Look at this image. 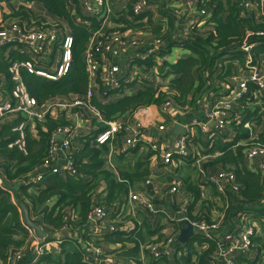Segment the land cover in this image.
Returning a JSON list of instances; mask_svg holds the SVG:
<instances>
[{
    "label": "trees",
    "instance_id": "1",
    "mask_svg": "<svg viewBox=\"0 0 264 264\" xmlns=\"http://www.w3.org/2000/svg\"><path fill=\"white\" fill-rule=\"evenodd\" d=\"M24 4H38L46 11L51 20L57 22L56 27L62 28L66 33L63 24H67L69 36L72 38L71 62L68 71L62 77L56 80H50L38 77L26 70L21 71V78L28 93L34 98L39 107L48 102H65L76 98L84 97L89 91V78L85 64V51L89 41L92 38V32L85 26L74 23L71 17L66 0H22ZM242 1L233 0L227 8L223 3H219L215 8L212 18L200 30L195 31L192 35L183 39H178L174 44L181 45L189 53L188 57L179 59L176 63H164L158 67V76L163 78L169 77L174 95L169 96L167 91L160 87L153 88L149 85H142L136 93L129 94L132 89L139 86L138 83H123L119 90L108 92L107 99L111 98L109 103H100L93 99L92 104L101 114L105 122H118L124 115H131L142 107L160 106L168 99H173L180 108L195 107L197 108V99L207 93L212 86L218 82H223L227 77L235 74L233 58L231 55L232 48L241 45L246 31L258 33L264 32V22L258 20L252 13H246L243 9ZM76 2V1H75ZM79 5V4H78ZM27 7H20L13 11V17L26 19L28 13L37 25L47 26L43 21L33 14V10L27 12ZM91 29L96 30L100 27L97 19H91ZM44 28V27H42ZM257 46L253 50L256 61L261 54H264V36H253L251 38ZM7 46L0 49V77L6 78L7 90H10L12 83L9 73V60L23 59L24 56L18 52L9 50ZM9 55V59L8 56ZM234 57L235 53L232 54ZM242 58V55L239 56ZM221 69V70H220ZM219 70L221 72H219ZM251 92L255 88L249 89ZM121 96L120 98H116ZM189 96L191 97L189 99ZM235 112L243 117L242 124H233L237 132V138L234 143L245 140L248 137V131L243 127L244 123H252V127L261 131L259 139L256 141L264 142V103L259 106L255 101L250 102L249 97L237 102ZM47 118L46 129L44 131L39 127V137L35 138L28 131L30 123L25 125L23 149L12 146L18 139L19 133L14 129L18 127L23 119L11 124L0 125V173L4 177L5 186H0V264H8L11 252L24 249L28 239L27 228H24L22 222V213L18 205L14 202L12 193L7 189L24 178L31 176L35 169L38 168L45 158L48 150L49 140L56 123ZM101 126L99 127V125ZM97 131L91 134L79 136L72 146L71 154L73 157V168L75 174L65 173L46 175L44 179L31 185H24L21 190L19 200L28 209L33 222L38 223L41 228L49 233V241L55 240V233L70 226L74 233L82 232L84 239L97 241L98 244L114 246L120 244L119 250H114L115 264H143L141 260V247L150 244L154 232L151 230L147 214L141 213L146 217L141 225L136 226L130 232L116 231L107 233L100 239H92L90 229H88L87 218L91 212L94 202V191L100 186L101 182L107 184L104 190L103 199L98 198L99 203L103 202L108 207L121 206L122 212L127 211L124 206L129 188L144 180L147 176V167L144 163L137 164L132 169L128 162V156L146 146L139 142L136 147L130 149L127 155L115 156L118 164L114 162L115 173L109 171L105 166L104 155L109 152V142L104 145L96 143V135L103 132L107 126L100 123ZM124 124V123H122ZM119 139V135H117ZM226 145V147H230ZM12 146V147H11ZM226 150V148H224ZM127 156V157H126ZM115 159V160H116ZM234 164L236 166L237 181L240 182V196L245 202H251L257 206L264 192L260 175L246 170L243 164V147H239L236 154L223 152L220 160ZM30 187H35L37 194L32 196L28 193ZM134 189V188H133ZM194 198V205L201 199L200 188L197 184L188 186ZM28 200V202L26 201ZM52 208L48 204L55 202ZM245 202V203H246ZM256 210V209H255ZM252 222L258 221L264 228V207L255 212ZM249 215V214H248ZM209 218V213H206ZM205 217V221L211 222ZM197 218L195 220H201ZM146 232V234L144 233ZM89 239V240H90ZM100 240V241H98ZM74 241H67L71 243ZM65 241L61 246H64ZM255 245L252 250L256 252V258L249 261L244 256L236 257L238 264H264V237L258 235L253 239ZM207 246L206 249L199 253L196 247ZM131 246V247H130ZM216 250V243L204 239L202 236H195L184 245L178 244V253L174 258L175 264H210V257ZM31 251L26 250L25 254ZM180 252H187L186 256L177 259ZM193 256H197V261L193 263ZM85 253L80 245L73 250L61 248L60 252H46L38 259L34 254L23 264H89L85 261ZM147 264H170L168 258L159 261L147 258Z\"/></svg>",
    "mask_w": 264,
    "mask_h": 264
},
{
    "label": "crops",
    "instance_id": "2",
    "mask_svg": "<svg viewBox=\"0 0 264 264\" xmlns=\"http://www.w3.org/2000/svg\"><path fill=\"white\" fill-rule=\"evenodd\" d=\"M66 1L74 23L85 26L92 32V38L89 41L87 47L89 45L95 46L98 42L102 41L103 37L108 33L123 35L124 40L128 41V44L125 46H121L120 48L115 47L114 51L109 55L97 54L94 56L99 64V70L95 77V82L91 85V87H89V90H92L94 99L103 104L109 103L112 98L110 97L107 99V84L109 83L108 79L110 69L117 66L121 72L120 74H117V76H121V80H126L130 77L139 78V76L145 75L141 68V65L144 64L142 58L149 53V50H154L155 62L150 63L151 74L145 76L146 80L143 82V85H149L153 88H158L161 86L160 88L167 91L169 96L172 97L174 92H172L173 90L171 88L172 85L169 82V77L163 78L162 76H158V67H162V65L166 62L176 63L179 59L189 56V53L184 50L180 44H174L178 41V39L187 37L182 32L183 27L187 23V18L185 15L189 14V17L194 15L197 10L206 8L207 12L209 13L208 21H210L214 10L219 3H223V5L227 8L229 5H231L233 0H171L169 2L164 0H147L148 9L146 13L141 15V17L138 19L133 18L130 12V5L127 4L126 6L117 9L118 13H116L111 22L106 24L101 22L100 27L96 30L91 29L90 23L84 24L82 22V19H84L86 15H84L81 7L78 5V0ZM133 1L135 0H131V2ZM250 1L254 2L255 0ZM23 6L27 7L28 9H26L28 11L33 10L34 16L40 19L44 18L45 20H50L48 22L43 21L45 24H47V26H52L53 22L57 24L55 20L50 19V16H48L46 11H44L41 6L38 4H24L22 0L7 1L6 5L4 6L5 19H7L8 22H12L14 20V17L12 16L14 13L13 11L18 10ZM256 13L257 12L253 10L252 14L259 17V15ZM207 22L202 27H204ZM63 26L69 34L68 29L66 28L68 27L67 24H63ZM156 40H161V44L154 45ZM133 41L135 44H131ZM232 58L234 66L236 67V70H234L235 74L227 77L225 80H223V82L216 83L207 93H205L202 97H199L197 99V108H180L176 105L173 99H168L165 102H171V106L166 112L161 110V106L165 103L163 102L160 106L142 107L147 108L144 111V114L141 113L143 110L138 109L137 112L140 110L138 113L135 111L131 115H124L118 120V122L124 123L123 126L127 125V127L135 126L139 122L145 125V130L143 131L140 142L146 146H143L138 151V153L132 152L131 155L127 156L130 158L128 159V162L132 169H134L137 164H139V162L144 163L145 167H147V176L144 177V180L141 182L134 184V189L132 188V190L135 192L143 191L146 197L151 199L154 205L155 216H152L151 213L143 208H139V210L135 213H132L127 209L125 214L120 212L121 217L120 222L117 223V231L120 230L123 232H130L131 230H134L136 226L141 225L142 222L145 221L146 217L141 214L145 212L148 217V221L146 219L145 222L146 224L150 225L151 230L154 232L150 243H155L156 240H159L167 235L177 234V236H179L182 231L181 222L183 220L181 218L195 220L201 217V220H206L205 215L206 213H209V218H206L210 219L211 223L215 221L219 223V227L217 226L218 229L211 230V233H213L218 238H222L231 233L235 227L238 226L240 222L238 219V214L240 212L244 211L245 213L249 214L248 216L250 218L253 219L256 214L255 212L257 210H261L264 207V192L261 196L262 200L257 206L253 205L251 202L249 203L245 201V203L239 194L241 184L236 179V166L228 162L224 163L223 161H218L223 155V152L236 154L238 148L241 147L237 146L239 142H237L238 144L234 143L235 139L237 138V132L235 131L233 124L236 120L239 122H235V124H242V115L238 114L237 111H233V117L231 116L232 119L230 120V126L226 130L222 131V133H216L213 140L210 139L208 133H203L201 127H199L200 124L206 123L203 116L202 107L209 95L213 92L216 95H219L221 92L225 94L228 92L229 88L234 89L237 87L238 82H233V77L242 79L243 77L247 76V71L243 67L245 62L244 56L242 55L241 59L239 56ZM258 60L260 70L262 73H264V54H261ZM220 70L219 72H221ZM148 79H151L152 82L149 83ZM141 86L142 85L135 87V89H132L129 94L136 93V91L140 89ZM120 97L121 96H117L116 98L118 99ZM190 98L191 97L189 96V99ZM60 116H62V118L59 119ZM50 120L56 123L55 127L53 128L54 130L60 124V122L66 123L73 127V137L75 138L73 144L79 136L85 134L86 132H90L88 133L89 135L91 132L93 133L97 131L98 125L100 124L98 120L81 118L80 112H77L76 110L64 112L62 114L53 112ZM15 121H17L16 116L7 115L3 118L1 124H11ZM46 122L37 124L30 122L28 131L32 134V136L38 138L39 127H41V129L44 131V129H46ZM177 125L183 127V130L178 133L176 132ZM100 126L101 124L99 127ZM160 126H163L165 129L163 131H159L158 128ZM208 127L213 128L214 124L210 123ZM126 132H128L129 135L131 134V131H126V129H122L121 131L117 132L116 138L117 135H119V139L117 138V141L114 144H109V152L103 156L106 168L109 171L115 173L117 179L118 176L116 170L111 169L108 165V158L112 154L113 165L114 162L118 164V162H116L117 159L115 156H119L118 151L120 149V145L123 143L125 137L128 136ZM252 132L254 139H259L261 131L252 128ZM189 133H191L192 137L195 138L192 142L191 148L193 151V154L191 155L192 157L175 158L173 165H163L162 156L166 147L183 136L188 135ZM59 137V140L64 139V137L63 139H60ZM230 144L234 145L226 147V145L229 146ZM242 147V166L250 172L259 174L261 176L260 179L264 188V178L256 170V162L250 161L245 157V148L244 146ZM224 148H226V150ZM71 149L69 152H67V155L72 157ZM208 155L211 156L210 159L208 158V160L203 161L200 164L197 163V160H200L202 156ZM67 159V156L63 152H60L56 160V165L59 167L64 166L67 163ZM223 171H233L235 179L233 184L230 182L225 183V192L221 194L209 182V177L218 176ZM33 176L34 173L15 185L9 187L18 186V197H21L22 188L24 185H27L28 179L32 178ZM145 181H150V185L144 187ZM192 184H197L199 186L201 194L200 201L195 203V205L193 203V195L188 189V186ZM106 187L107 184L104 181L101 182L100 186L94 191V202H97L98 198L103 199V192ZM172 187L177 188L178 192L176 194L170 193ZM235 187L237 189H235ZM28 193L32 196H35L37 194V190L35 187H30ZM125 198H127V196ZM26 201L28 202V200ZM55 203L56 201L49 203L48 208H52ZM227 205H231L237 209V212L236 214H229L227 220L222 224V217H220L221 208ZM216 211H219V214H217ZM232 211L234 212V209ZM114 218L115 217H113V219ZM252 223V225L256 226L257 228L259 226L262 229V234L264 235V228L261 227L260 223L258 221H254ZM23 226L26 228L24 223ZM144 233L146 234V232ZM54 235L55 240L52 242L50 241L52 245L50 246L48 252H51V247L59 250V248L61 249L66 246V249L69 251L73 250L75 247H79L80 249L81 245L85 253V247L83 243L80 244L79 242H71L67 243L66 245L67 241L74 240L73 229L69 230L68 228H63V230L59 231L58 233L56 232ZM195 236L196 234L189 240L193 239ZM56 240H61L62 242L65 241L64 246L55 244L54 242ZM189 240L186 243H188ZM47 241H49V238ZM179 244L184 245L181 243ZM146 246L141 247V260L143 261V264H147V258L148 256H151L147 251L144 250ZM104 247L107 249L108 254H110L114 259L115 255L113 251L121 249L122 246L117 244L114 246L104 245ZM206 248L207 246L205 245L201 247L197 246L196 250L201 253V251ZM32 254L33 252L24 254L23 260L18 264H23L32 256ZM187 254V252H180L177 259L181 258L182 256H186ZM196 259L197 256H193V263L197 261ZM168 260L170 261V264H175L174 257H170ZM33 263L34 260L30 264ZM219 264L223 263L220 262Z\"/></svg>",
    "mask_w": 264,
    "mask_h": 264
},
{
    "label": "built area",
    "instance_id": "3",
    "mask_svg": "<svg viewBox=\"0 0 264 264\" xmlns=\"http://www.w3.org/2000/svg\"><path fill=\"white\" fill-rule=\"evenodd\" d=\"M8 0H0V49L7 46L9 50L18 52L24 56L23 59L9 60V73L12 87L7 90L6 78L0 77V125L3 118L7 115H14L16 119H23V122L14 129L15 132L19 133V139L12 145L23 149L24 141V129L27 123L33 122L44 123L47 118L51 117L53 112L62 114L64 112H70L76 110L80 112L81 118H90L92 120H98L99 123L105 124L107 128L96 135V143L104 145L109 142L110 145L117 141L116 132L126 129L131 131L127 135L120 145L118 151L119 155H127L129 150L136 147L141 141V136L145 130V125L141 122L135 126L127 125L120 122H105L101 114L93 106L92 101L94 94L92 90L81 98H76L71 101L65 102H48L44 106L39 107L34 98L30 96L21 78V71L26 70L38 77L56 80L59 77L65 75L68 71L69 64L71 62V51H72V38L60 27L52 26H41L37 25L32 20V16L28 13L26 19L21 17H14L12 22H8L5 19L4 6ZM169 2L171 0H164ZM79 6L81 7L85 18L82 19L84 24L90 23L91 19H97L99 23H109L116 15L117 9L127 4L130 5V12L133 18L138 19L141 15L145 14L148 9L147 0H78ZM243 9L246 13H253L255 10L259 15L258 20L264 22V0H250L242 1ZM28 12V10H27ZM259 12V13H258ZM186 14L187 23L183 27L182 32L186 36L192 35L195 31H198L202 26L209 20V13L206 8L199 9L194 15L189 16ZM257 17V16H256ZM44 27V28H42ZM149 31V30H148ZM264 36V32L253 33L246 31L244 39L240 46L233 47L231 52L235 53L236 56H244V69L247 71V76L239 79L233 77L232 80L237 81V87L228 90L225 94L222 92L216 95L214 92L209 95L207 100L204 102L202 112L206 123L200 124L203 133H208L210 139L213 140L216 133H222L230 126V120L232 119V113L235 111V106L238 101L249 97L250 102L255 101L259 106L263 105L264 102V73L261 72L258 61L255 60L253 50L257 46L256 43L251 41L253 36ZM128 44V41L124 40L123 35L108 33L102 41L98 42L95 46L89 45L85 51V64L88 72L89 86L95 82V77L99 70V64L94 58L97 54H111L115 47H121ZM135 44V42H131ZM160 45L161 40H156L154 45ZM154 50H149V53L142 58L144 64L141 65L143 73L145 75L139 76V78L130 77L126 80H121L120 69L115 66L109 71V83L107 84L108 92L117 91L120 89L123 83H138L143 85L146 80L145 76L151 74L150 63H154ZM227 55V57H234L233 55ZM9 59V55H7ZM149 80V79H148ZM152 80H149L151 83ZM255 88L254 92L249 89ZM171 106V102H165L161 106L163 112L168 111ZM144 111L147 108H139ZM140 111V110H139ZM138 111V112H139ZM137 112V111H136ZM137 112V113H138ZM232 116V117H231ZM62 116L59 117V119ZM239 122V121H235ZM244 121H242L243 123ZM210 123L214 124L213 128L208 127ZM244 129L248 131V137L239 141L237 146H244L245 157L256 162V170L264 178V142H258L252 135V123L246 122L243 125ZM165 128L160 126L159 131H163ZM63 136V140H59L58 137ZM74 129L71 125L61 123L53 131L49 140L48 150L45 158L41 165L35 169L34 176L27 181V185L37 184L41 182L46 175L65 173L75 174L73 168V158L67 155L70 151L73 142L75 140ZM195 138L192 137L191 133L183 136L177 141L171 143L166 147L163 156L162 164L165 166L173 165L175 158L192 157L193 151L192 142ZM11 146V147H12ZM60 152H63L67 156V163L59 167L56 165V160ZM199 156V155H198ZM211 156H202L197 163L210 159ZM108 165L111 169H115L112 163V154L108 158ZM235 177L233 171H223L218 176H210L209 182L216 188V190L223 194L225 192V183L233 184ZM150 181H145V186L150 185ZM0 186H5L4 177L0 173ZM235 189H237L235 187ZM177 188L172 187L170 190L171 194H176ZM95 196V194H94ZM124 206L135 213L139 208H143L152 216H155L154 205L151 199L141 192H135L132 188H129V192L126 201L123 202ZM120 204H116L115 207L109 208L103 202H96L92 207L91 212L88 214L87 224L88 229L92 234V239H100L107 233H113L118 230V222L122 212ZM114 208V209H113ZM113 209V210H112ZM239 224L235 229L226 235L225 237L218 238L211 230L218 229L219 223L216 221L211 223L205 220H192L189 218H181L187 220L196 231L197 236H202L208 241L216 243V250L210 257V264H238L236 257L239 255L244 256L249 261H253L256 258V252L252 250L255 246L253 239L258 236L261 232V228L253 226L252 218L247 213L240 212L238 214ZM113 217H115L113 219ZM251 219V220H250ZM264 222V220H263ZM218 226V227H217ZM71 230L70 226H67ZM28 239L24 249L11 252L9 263L18 264L23 258L26 250L33 252L34 257L38 259L40 256L48 252L50 242L41 243L34 235V232L27 228ZM178 237L177 234L167 235L155 243H150L144 248L152 259L159 261L163 258L174 257L178 253ZM74 242L84 244L85 247V261L89 264H115L116 261L113 257L108 254L107 249L102 244H98L92 241L90 238L85 240L82 232L74 233ZM98 240V241H100ZM57 245H62L61 240L54 242ZM179 255V254H178ZM261 258H264V254H261Z\"/></svg>",
    "mask_w": 264,
    "mask_h": 264
},
{
    "label": "water",
    "instance_id": "4",
    "mask_svg": "<svg viewBox=\"0 0 264 264\" xmlns=\"http://www.w3.org/2000/svg\"><path fill=\"white\" fill-rule=\"evenodd\" d=\"M183 130V127L180 125L176 126V132H180ZM60 139H63V137H59ZM7 189L13 194V198L15 203L20 208V211L22 213L23 217V223L26 226V228L31 229L34 232L35 237L41 242L45 243L48 238L49 234L44 232L41 228V226L31 220L30 214L28 209L22 204V202L19 200L18 197V186L14 187H7ZM182 231L179 235L178 242L181 244H185L190 238H192L195 235V230L193 226L187 221L183 220L181 222Z\"/></svg>",
    "mask_w": 264,
    "mask_h": 264
},
{
    "label": "rangeland",
    "instance_id": "5",
    "mask_svg": "<svg viewBox=\"0 0 264 264\" xmlns=\"http://www.w3.org/2000/svg\"><path fill=\"white\" fill-rule=\"evenodd\" d=\"M48 21H50V20H47V22ZM55 25H57V24L55 22H53L52 27H54ZM88 133H90V132H86L85 134H88ZM116 134H117V132H116ZM233 209H234V212L232 211ZM236 212H237V209H235L231 205H227V206H224L223 208H221V215H220V217H222V224L227 220V217H228L229 214H236ZM216 213L219 214V211H216ZM259 235H262V237H264V235L262 234V232ZM60 250H61L60 248H59V250H57V249L51 247V250L50 251L51 252H57V251H60Z\"/></svg>",
    "mask_w": 264,
    "mask_h": 264
}]
</instances>
